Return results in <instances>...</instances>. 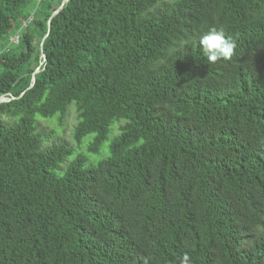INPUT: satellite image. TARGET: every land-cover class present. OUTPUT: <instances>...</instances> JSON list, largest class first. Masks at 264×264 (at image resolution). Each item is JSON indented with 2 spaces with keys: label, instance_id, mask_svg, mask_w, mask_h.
<instances>
[{
  "label": "trees",
  "instance_id": "16d2710c",
  "mask_svg": "<svg viewBox=\"0 0 264 264\" xmlns=\"http://www.w3.org/2000/svg\"><path fill=\"white\" fill-rule=\"evenodd\" d=\"M63 1L0 0V264H264V0ZM73 103L89 153L120 133L59 175L36 117Z\"/></svg>",
  "mask_w": 264,
  "mask_h": 264
},
{
  "label": "rangeland",
  "instance_id": "374dc122",
  "mask_svg": "<svg viewBox=\"0 0 264 264\" xmlns=\"http://www.w3.org/2000/svg\"><path fill=\"white\" fill-rule=\"evenodd\" d=\"M36 120L40 130H44L46 134L50 135L44 142V147L49 146L53 142L63 141L73 148V154L66 159L64 164L60 165L58 170H56V173L59 175L64 174L67 166L80 154L87 159L86 166L88 167L95 166L99 161L106 159L110 154L109 144L111 140L120 133L118 127L121 124L120 122H115L111 126L108 140L104 142L101 153L92 154L88 151V145L92 142L94 136H89L84 139L81 145H77L73 139V129L78 121L77 106L74 103L69 107L63 117L57 115L54 118L45 119L41 116H37Z\"/></svg>",
  "mask_w": 264,
  "mask_h": 264
},
{
  "label": "clouds",
  "instance_id": "9594fccd",
  "mask_svg": "<svg viewBox=\"0 0 264 264\" xmlns=\"http://www.w3.org/2000/svg\"><path fill=\"white\" fill-rule=\"evenodd\" d=\"M199 44L209 64L230 60L236 48L235 40L226 37L224 30L216 27L203 32L199 37Z\"/></svg>",
  "mask_w": 264,
  "mask_h": 264
},
{
  "label": "built area",
  "instance_id": "2783aa9c",
  "mask_svg": "<svg viewBox=\"0 0 264 264\" xmlns=\"http://www.w3.org/2000/svg\"><path fill=\"white\" fill-rule=\"evenodd\" d=\"M35 1L40 2L41 0H35ZM32 19H33V16L31 15L26 21L23 22L20 30H18L15 34H13L10 37V43L11 44H17L18 43L21 30L25 29V27L32 21Z\"/></svg>",
  "mask_w": 264,
  "mask_h": 264
},
{
  "label": "water",
  "instance_id": "95a60500",
  "mask_svg": "<svg viewBox=\"0 0 264 264\" xmlns=\"http://www.w3.org/2000/svg\"><path fill=\"white\" fill-rule=\"evenodd\" d=\"M67 1H68V0H64V1L61 3V5H60V7L58 8V10H56V11L53 12L51 18H53V17L57 14V12L63 7V5H64ZM50 20H51V19H50ZM50 20H49V23H48V32H47V34L45 35V37L43 38V41H44V39H45V38L48 36V34H49V31H50ZM43 41H42V43H43ZM43 57H45L44 54H43ZM35 82H36V80H35V77L33 76V78H32V83H31V85H30L29 88H32V87L34 86ZM9 100H11V99H1V100H0V103H1L2 101H9Z\"/></svg>",
  "mask_w": 264,
  "mask_h": 264
}]
</instances>
